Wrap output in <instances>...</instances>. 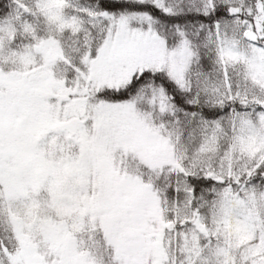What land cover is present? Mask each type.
<instances>
[{
  "label": "snow or ice",
  "instance_id": "6c2138e0",
  "mask_svg": "<svg viewBox=\"0 0 264 264\" xmlns=\"http://www.w3.org/2000/svg\"><path fill=\"white\" fill-rule=\"evenodd\" d=\"M0 264H264V0H0Z\"/></svg>",
  "mask_w": 264,
  "mask_h": 264
}]
</instances>
